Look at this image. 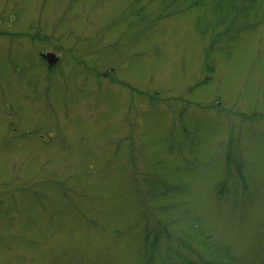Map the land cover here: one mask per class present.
I'll return each mask as SVG.
<instances>
[{"label":"rangeland","instance_id":"rangeland-1","mask_svg":"<svg viewBox=\"0 0 264 264\" xmlns=\"http://www.w3.org/2000/svg\"><path fill=\"white\" fill-rule=\"evenodd\" d=\"M169 1L0 0V264H264V0Z\"/></svg>","mask_w":264,"mask_h":264},{"label":"trees","instance_id":"trees-1","mask_svg":"<svg viewBox=\"0 0 264 264\" xmlns=\"http://www.w3.org/2000/svg\"><path fill=\"white\" fill-rule=\"evenodd\" d=\"M157 1H160L161 4H163V2H167V0H157ZM174 1L176 0H171L169 1V3ZM257 3L258 0H225V3L222 4L221 6H218L219 3H215L216 5H213L211 7L212 8L211 12L214 14L216 27L221 26L222 24H226L227 21H230V19H232V17L235 16L236 14L249 11L250 7H253V5L254 7H256Z\"/></svg>","mask_w":264,"mask_h":264},{"label":"water","instance_id":"water-1","mask_svg":"<svg viewBox=\"0 0 264 264\" xmlns=\"http://www.w3.org/2000/svg\"><path fill=\"white\" fill-rule=\"evenodd\" d=\"M44 59L47 61V63L49 65H52L56 62V60L58 59L55 54L53 53H47V54H43Z\"/></svg>","mask_w":264,"mask_h":264},{"label":"flooded vegetation","instance_id":"flooded-vegetation-1","mask_svg":"<svg viewBox=\"0 0 264 264\" xmlns=\"http://www.w3.org/2000/svg\"><path fill=\"white\" fill-rule=\"evenodd\" d=\"M44 38L42 37V40H43ZM47 53H54V52H51V51H47V52H45V53H43V52H40V57H42L43 59H44V57H43V54H47ZM55 54V53H54ZM55 56H56V54H55ZM57 57V56H56ZM58 58V57H57ZM45 60V59H44ZM46 61V60H45ZM46 63H47V61H46ZM48 64V63H47ZM49 65V64H48Z\"/></svg>","mask_w":264,"mask_h":264}]
</instances>
